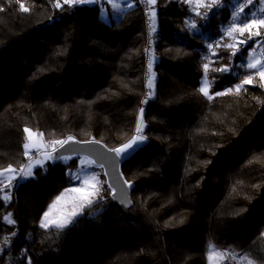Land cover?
Here are the masks:
<instances>
[{"label":"trees","instance_id":"16d2710c","mask_svg":"<svg viewBox=\"0 0 264 264\" xmlns=\"http://www.w3.org/2000/svg\"><path fill=\"white\" fill-rule=\"evenodd\" d=\"M60 2L0 0V172L29 164L25 128L47 145L95 139L118 149L143 109L145 139L121 164L132 202L107 183L69 226L45 229L74 164L47 160L0 185V264H208L210 244L264 264V81L247 66L248 31L208 46L231 2L206 17L187 0H156L148 80L137 0L108 19L107 4ZM205 76L211 98L200 92Z\"/></svg>","mask_w":264,"mask_h":264},{"label":"snow or ice","instance_id":"6c2138e0","mask_svg":"<svg viewBox=\"0 0 264 264\" xmlns=\"http://www.w3.org/2000/svg\"><path fill=\"white\" fill-rule=\"evenodd\" d=\"M97 2H98V0H63V4H80V3H97ZM109 2H112L113 8L119 9V5L114 3V0H109ZM148 2L152 5H154L156 3V0H148ZM260 2L264 3V0H260ZM251 3H252V0H242V3L237 5V7H239L240 12H243V7L246 6L247 4H251ZM62 6L63 5L61 4L60 0H56L55 7L60 8ZM196 7L211 8L212 5L211 4H197ZM21 8L25 12L29 11V9L27 7H25L24 5H21ZM260 11H261V13H264V8H261ZM151 17L154 21V18H155V12L154 11L151 13ZM233 21L234 22L238 21L239 23L243 24V27H239V28L232 27L228 30L227 34L230 37H232L233 40L237 39V37L233 36V33H239L242 36L245 31H248L251 35L259 36L260 32L258 29L260 27H264V15H262L259 18L258 24L256 23L255 20H253L252 23H248L247 22V16L241 17L239 15V13H237L233 17ZM192 27L194 28L195 24H193ZM254 28H256L257 31H255L253 33L252 30ZM153 31H155L154 27H153ZM251 35L248 37L249 39H251ZM217 46H219V45H217ZM224 46L226 48H235L236 47L235 44H225ZM247 66L249 68L257 69V75H259L260 79L262 81H264V64H261V62L259 60H253ZM203 67L205 70V74H207V71L209 69V64L205 63ZM149 68H151V62L149 63ZM219 70L220 71H227L228 69H219ZM244 83L245 84H251L252 78L250 77L249 79H246L244 81ZM262 86H264V84H262ZM149 87L150 88L153 87L152 80H149ZM240 88H241V86L238 85V86H236L234 91L236 93H239ZM228 91L231 92V91H233V89H229ZM200 92L203 93V95L211 98V96H209V81H208L206 76L202 82V87L200 88ZM220 94L221 93H217V95H220ZM143 128H144L143 109H141L140 122L138 123V125L136 127V133H137L136 136H134L133 139L129 143L125 144L122 148L114 149V151L119 154L121 152H124L126 149L132 147V145L136 144L137 141L144 140L145 137L141 134L143 132ZM24 131L28 134L27 135V142L23 145V147L25 149L24 154L26 156L31 157L32 149H36L38 152H40L42 159L35 160L32 163H29L28 165L21 168L19 171L21 172L22 176L28 177V176L33 175V173H32L33 164H42L44 159H61L62 158L59 156L53 157L45 149L49 146L54 147L56 144L63 146L65 141L57 140V141L51 142L50 145H45L43 142V133H33L30 129H27V128H25ZM69 139H71V137H69ZM15 172H16V169H13L11 167L4 169L2 172H0V185H3V187H7V188L12 187L11 180L13 179ZM75 179H82V178L79 175H77V176H75ZM90 182H92V184H91L92 191L87 192V193L83 194V196H82V198L87 200L88 203L92 202L89 197L94 196L96 194V192L98 191V188L96 187V183H98L96 177H90V178H83L82 179V184L84 186H88L90 184ZM71 191L77 192L80 190L79 189H72ZM64 195L65 194H62L61 197H58L57 200L54 201L52 205H50L49 211L44 214V219L41 221V227H43L45 229L49 228L50 226H54L56 228H63L69 222L68 220L58 221L56 219H50V213L54 209H56L57 205L63 199ZM4 198L10 199V195L6 194L4 196ZM4 219L6 220L7 223H10V224L15 223V221L11 217H6ZM232 258L233 257L227 256L225 253L218 251L216 249L215 245L210 244V246H209V257H208L210 264H222V262L225 259H232ZM244 259H245V261H247V264H252V261L248 260V258L246 256L244 257Z\"/></svg>","mask_w":264,"mask_h":264},{"label":"rangeland","instance_id":"374dc122","mask_svg":"<svg viewBox=\"0 0 264 264\" xmlns=\"http://www.w3.org/2000/svg\"><path fill=\"white\" fill-rule=\"evenodd\" d=\"M97 3H99L100 5L107 4V6H109L110 9L106 5H104L102 8L103 18L108 19L110 17L109 16L110 11H112L111 14L114 17H117L122 11L125 10L126 7L132 5L133 2L132 0H114V3L119 5V9L113 8V4L112 2H109V0H98ZM91 4H94V3H91ZM244 40L246 39H242V41ZM259 56H260V50L250 45L248 49V53H247L248 64L251 63L253 60H258ZM30 130L33 133H38L37 131H34L32 129ZM143 131H144V128H143ZM136 134L137 133H135L134 136H136ZM141 134L144 136L143 132ZM130 141H128L127 143H129ZM143 141L144 140L137 141V143L133 144L132 147L126 149L124 152H121V155L124 156L125 154H128L138 144L142 143ZM43 142L45 145H47L44 138H43ZM124 145H122L119 148H122ZM45 150L48 151L54 157V152H55L54 147H47ZM40 159H42L40 152H38L36 149H32L31 157H29V163H32L33 161L40 160ZM72 159H74V164H69L66 169L67 176L70 181V185L67 186L65 190L58 196V197H61L62 194H65L63 196V199L57 205L56 209H54L50 213V219H56L58 221L68 220L69 222L65 225V227L69 226L76 219L77 216L83 213L84 209L87 206L91 205L92 203H94L100 198L102 189L108 183L104 167L96 163L92 157H89L87 155H65L63 157L64 162H67V163H70ZM47 160H50V159H44L42 164L46 163ZM42 164H33V168L38 165H42ZM20 175L21 173H15L13 176V179L17 176L19 177ZM77 175H79L82 179L90 178V177L97 178L98 183H96V187L98 188V191L96 192L94 196L89 197L92 201L91 203H88L87 200L82 198V196L83 194L92 191V187H91L92 182H90L88 186H84L82 184V179H75V176ZM72 189H79L80 191L73 192L71 191ZM57 198L54 201H56ZM53 202L50 205H52ZM50 205L45 210L44 214L49 211ZM44 214L41 218V221L44 219ZM41 221L39 223L40 226H41ZM50 227H54V226H50ZM216 249L220 252L225 253L227 256L233 257L232 259H225L222 262V264H247V261H245L244 259L245 256L248 258V260L252 261V264H258L251 257L237 250L227 249L225 251L217 247ZM208 257H209V251H208ZM208 264H210L209 259H208Z\"/></svg>","mask_w":264,"mask_h":264},{"label":"built area","instance_id":"2783aa9c","mask_svg":"<svg viewBox=\"0 0 264 264\" xmlns=\"http://www.w3.org/2000/svg\"><path fill=\"white\" fill-rule=\"evenodd\" d=\"M191 6L193 7L194 11L198 9L196 7L197 4H205L207 1H211V8H208L205 15L206 17L210 16L212 13L222 9L227 3L231 2V15L229 18L228 23L223 27L222 34L219 37H216L209 41L208 46L212 47L214 44H216L220 37L227 36L228 30L232 27H243V24L233 21V17L239 13L241 17L247 16V22L252 23L253 20L256 21L259 19L264 13H261L260 9L264 8V3H261L260 0H252L251 4H247L243 7V12H240L239 7L237 5L242 3V0H187ZM139 5L141 6L144 18H145V27H146V66H145V78L148 80L151 77L150 74V68L149 63L151 62V65L153 63V56L152 52L155 47V44L158 40V31H159V25L156 22V16H157V7L156 3L154 5L150 4L148 0H137ZM219 5V6H218ZM155 12V18L154 21L151 17V13ZM191 26L194 23V20L192 19L190 21ZM258 24V23H257ZM153 27L155 28V31H153ZM260 32V35H251L248 33V37L251 35V39L248 37L244 42L249 43L250 45L256 47V49L260 50V57L264 60V30L258 29ZM257 31L256 28L252 30L254 33ZM145 100H147V95L144 97ZM136 133V132H135Z\"/></svg>","mask_w":264,"mask_h":264},{"label":"water","instance_id":"95a60500","mask_svg":"<svg viewBox=\"0 0 264 264\" xmlns=\"http://www.w3.org/2000/svg\"><path fill=\"white\" fill-rule=\"evenodd\" d=\"M117 148H111L100 140H70L65 141L63 146L56 149V156L65 155H87L92 157L96 163L102 165L105 169L109 185L113 188V196L123 204L132 202L129 184L127 183L121 171V164L124 160L121 153L114 151Z\"/></svg>","mask_w":264,"mask_h":264},{"label":"crops","instance_id":"0c3cea01","mask_svg":"<svg viewBox=\"0 0 264 264\" xmlns=\"http://www.w3.org/2000/svg\"><path fill=\"white\" fill-rule=\"evenodd\" d=\"M258 21H259V19H257V23H258ZM237 28H239V27H237ZM260 30H264V27H260L259 28ZM248 35H245V37H247ZM259 61H261L262 63L261 64H264V60L259 56V59H258ZM257 70V69H256ZM16 173V172H15Z\"/></svg>","mask_w":264,"mask_h":264}]
</instances>
